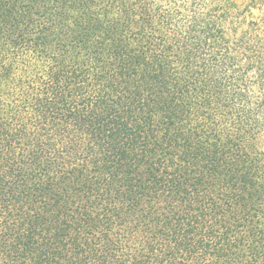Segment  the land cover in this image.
Listing matches in <instances>:
<instances>
[{
    "label": "trees",
    "instance_id": "trees-1",
    "mask_svg": "<svg viewBox=\"0 0 264 264\" xmlns=\"http://www.w3.org/2000/svg\"><path fill=\"white\" fill-rule=\"evenodd\" d=\"M247 12L0 0V264H264Z\"/></svg>",
    "mask_w": 264,
    "mask_h": 264
},
{
    "label": "rangeland",
    "instance_id": "rangeland-1",
    "mask_svg": "<svg viewBox=\"0 0 264 264\" xmlns=\"http://www.w3.org/2000/svg\"><path fill=\"white\" fill-rule=\"evenodd\" d=\"M243 7H247L250 20L259 22L264 19V0H237Z\"/></svg>",
    "mask_w": 264,
    "mask_h": 264
}]
</instances>
